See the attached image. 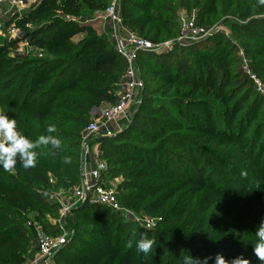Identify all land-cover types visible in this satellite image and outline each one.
I'll use <instances>...</instances> for the list:
<instances>
[{
	"label": "trees",
	"instance_id": "16d2710c",
	"mask_svg": "<svg viewBox=\"0 0 264 264\" xmlns=\"http://www.w3.org/2000/svg\"><path fill=\"white\" fill-rule=\"evenodd\" d=\"M58 1L40 0L27 13L16 16L14 22L10 21L8 25L13 24L14 28L20 31L18 38L10 44L0 42V109L9 118L17 120L19 130L30 140L35 141L40 135H49L46 128L55 125L57 131L51 135L58 137L62 142L59 150L52 149L50 145L36 149L39 156L35 168L24 169L18 161L14 172L10 173L0 166V264L24 262V255L32 242V235L23 225L24 215L33 212L37 221L43 224L46 214L50 216L55 214V204L47 201L50 195L48 193L78 185L80 144L84 130L96 108L104 103L111 104L116 101L118 92L116 86L122 81L128 69L107 35L97 36L92 28L84 25L83 20L81 23L76 21L85 12L105 10L102 1ZM225 1L227 2L225 12L229 14L234 6L233 0ZM192 9L199 10V14L201 13L199 19L203 22L211 16L216 17L218 0H121L124 28L153 45L173 38L176 35L174 28L177 12ZM252 10L251 6L247 7L242 19H251ZM257 22L260 21L250 20V24L254 26L258 25ZM83 33H87L89 37L80 41L74 40L77 35ZM20 42L26 43L29 50L27 55L23 58H11L10 47ZM197 46L193 44L187 53L182 50L187 55L182 60V65L193 78L191 91L185 94L186 98L190 99L202 94L204 86L207 87V91H212L229 85V74H224L220 69L221 64L218 63L223 62L222 58L218 62L206 58L204 61L192 59L191 53L199 50ZM220 53L225 55L226 50L221 49ZM137 55L148 58L153 54L147 52ZM170 71L169 64L164 69L153 71L155 72L153 77L157 79L153 85L155 88L153 95L159 93L166 95L172 92L177 82L169 75ZM149 89L151 87H145L144 84L142 103L148 96ZM169 104L171 107L156 105L148 109L147 117L145 119L140 117L142 121L138 125L136 136L130 135L129 132H132L130 128L113 139H103L111 140L112 144L109 147L106 145L100 147V154L106 160V165L115 168V172L123 174L125 178L119 188L130 193L124 199L141 204L147 200L150 202L145 212L148 216L160 220L158 227L150 231L143 229L138 231L139 234L146 233L149 238H153L157 248L161 247V242L167 245L173 242L171 235L173 229L169 228L174 222L183 221L184 212L177 213L174 222L167 220L166 202L177 191L167 199L162 198L163 187L155 185L154 180H161L164 176L172 180V174L177 170L185 171L182 165V152L186 155L184 162H193L190 166H195L198 160L195 155L197 153L195 144L189 139L190 136L179 133L182 131L187 134L193 133V123L181 111L177 101L173 100ZM242 111L243 107L237 105L232 110L223 111L226 132L233 131L235 128L232 125L237 122L238 125L235 126L237 129L245 126L244 119L239 118L235 122ZM205 118V124L208 126L213 124L210 113H207ZM153 122L159 124L161 130L150 124ZM263 151L264 147L261 149V152ZM65 156L72 158L70 165L62 164ZM257 166L263 165L258 161ZM197 172L201 175L200 170ZM202 176L201 180L204 181ZM203 181L201 188L207 186ZM213 182L211 181V184ZM37 188L45 192L38 191ZM93 208H100L96 215L102 212L101 209L112 217L116 214L105 207L88 205L78 207L73 214L83 218L81 224L86 223L90 226L93 224V217L83 212ZM210 208L200 211L202 217L206 216ZM222 220L217 223L220 230L226 228L222 225ZM46 226L43 227L49 236L59 232L55 225ZM94 230L99 239L91 243L93 247L83 245V251L78 252L67 244L57 253L58 255L56 254V258L59 259L65 253L69 254V257L60 259L59 264H150L145 260L143 252L140 253L139 259H135L134 249L121 254L118 239L115 240V245L111 244L113 229L107 223V219L102 223L97 222ZM232 237L233 234H230L226 240L221 241L222 246L228 248V251H215L210 254L206 247L201 248L194 242L190 243V248L202 260L211 257L208 260L210 264H215L217 254L223 255L229 264L237 257L248 259L250 264H264L255 256L254 247L236 246L230 242ZM242 237L241 229L239 238ZM216 244L210 241L206 246L214 248ZM160 256L161 253L158 252V259Z\"/></svg>",
	"mask_w": 264,
	"mask_h": 264
},
{
	"label": "rangeland",
	"instance_id": "374dc122",
	"mask_svg": "<svg viewBox=\"0 0 264 264\" xmlns=\"http://www.w3.org/2000/svg\"><path fill=\"white\" fill-rule=\"evenodd\" d=\"M39 1L26 0L27 5L20 10L11 9L7 5L0 7L1 43L15 42L20 31L16 30L13 24L8 25V23L14 22L16 16L27 13ZM100 1L106 8L107 1ZM233 4L231 13L226 14L227 2L218 0L216 17L211 16L204 19L203 22L199 19L201 13L199 14L198 9L179 10L174 28L176 35L160 43L161 45L170 43V45L158 53H152L153 55L148 58L143 55L135 56V62L132 65L134 77L142 81L143 88L144 84L145 87H151L148 96L142 103L143 90L135 92L134 101L129 104L125 115L112 122L111 126L100 134L89 148L88 162L90 164L95 160L106 162L101 155L99 158L95 157V153L100 151L102 145L109 147L112 144L111 140L103 139H113L117 135L124 134L130 128L132 131L129 132L130 135L136 136L138 125L142 121L140 117L145 119L148 109L156 105L171 107L169 102L171 103L173 100L178 102L181 111L193 123V133L187 134L185 131L179 133L189 135V139L194 142L197 152L195 155L198 159L196 165L190 166V163L192 165L193 162H184L186 155L182 152V165H184L185 171L177 170L172 174V180L168 176H164L161 180H154L155 185L163 187L162 198L167 199L169 195L177 191L166 202L167 220L174 222L176 214L181 212H184V216L182 222H174L173 226L169 228L173 229L171 232L173 242L170 245L161 242V247L157 248L154 245L147 255L144 254L145 260L150 264H183V257L189 254L193 258H199L190 248L192 242L199 244L201 248L206 247L207 251L212 254L215 251H228V248L222 246L221 241L226 240L230 234H233L230 242L236 246L254 247V243L258 239L255 232L261 221L264 220V151L261 152L264 147V5H260L258 0H233ZM249 6L253 9L251 19L260 21L257 22L258 25L250 24L251 19H242V14ZM69 18L68 16L67 19ZM82 20L84 25L92 28L97 36L107 35L110 42L115 45L110 23L104 16V9L100 12H85L76 21L81 23ZM191 22L196 28L202 29L205 35L193 42L179 41L183 24ZM87 37L89 35L83 33L77 35L74 40L80 41ZM193 44H197L199 50L191 53L192 59L204 61L206 58L213 62H218L220 58L223 59V62L218 63L221 64L220 69L223 73L229 74V85L212 91H207V87L204 86L202 94H197L196 97L190 99L186 98L185 94L190 93L193 78L182 65V60L187 57L185 53L189 52ZM221 49L226 50L225 55L220 53ZM182 50L186 52L183 53ZM10 51L11 58H23L29 50L25 42H20L17 45H12ZM170 56H172L171 59ZM167 64L171 70L169 75L177 83L169 94L153 95L155 89L153 85L157 82V79L153 77L155 73L153 71L164 69ZM127 80L125 74L122 81L116 86L118 90L116 101L111 104H102L93 111V116H97L100 109L115 104L120 99L123 85ZM236 105L242 106L243 111L235 122L239 118L244 119L245 126L237 129L235 127L238 125L237 122L232 125L235 128L233 131L226 132L223 111L232 110ZM207 113H210L213 120V124L210 126L204 121ZM254 116L255 119H253ZM150 124L161 130L159 124L154 122ZM257 145L259 146L257 147ZM167 149L170 150L171 147H167ZM176 153L180 152L176 151ZM258 161L263 166L258 167ZM107 167L110 172L107 182L116 190L120 211L114 217L103 209L100 214L96 215L100 208L83 212L89 217H93V224L90 226L86 223L81 224L83 218L74 215L73 212L59 225H64L63 227L66 226L70 230L74 229L72 234L68 235V244L73 247V250L82 252L83 245L93 247L91 243L99 239L94 230L96 223H102L107 219V223L113 229L111 244L115 245V240L118 239V249L121 254L134 249L135 259H139L142 252H139L136 247V242L141 236L138 229L145 231L157 229L160 220L146 214L147 205H150L148 200L144 204L137 201H126L124 197L130 192L119 188L125 181L123 174L116 173V169L110 165ZM198 170L201 171L204 181L201 180ZM242 172L246 175L242 176ZM202 181L207 185L205 188H201ZM211 181L214 182L211 184ZM73 188L53 193L46 192L53 195V198L48 197L47 201L55 204V214L51 216L46 214L43 224L37 221L36 214L33 212L24 215L23 225L32 235V242L29 244L22 264H44L37 260L35 228H41L46 233L43 226H51L59 221L57 203L59 201L70 202ZM37 190L45 192L41 188H37ZM208 207L211 208L207 210L206 216L202 217L200 211ZM220 219H223L222 225L226 227L224 230H220V226L217 225ZM57 228L59 232L55 234L59 235L61 229L59 226ZM241 229L243 237L240 239ZM133 232H135V236H133ZM129 240L133 241L131 248L126 246ZM210 241L217 243L214 248L206 246ZM158 252L161 253L160 259H158ZM57 255L50 259L49 264H59L60 259L69 257V254L65 253L58 259Z\"/></svg>",
	"mask_w": 264,
	"mask_h": 264
},
{
	"label": "built area",
	"instance_id": "2783aa9c",
	"mask_svg": "<svg viewBox=\"0 0 264 264\" xmlns=\"http://www.w3.org/2000/svg\"><path fill=\"white\" fill-rule=\"evenodd\" d=\"M107 6L104 10V16L109 21L115 48L117 54L126 62L128 69L126 72L127 82L123 85V91L120 99L112 105L100 109L99 114L93 116L86 126L80 144L81 161H80V180L77 186L73 188L72 199L68 203L59 201V221L54 225L61 229L58 236L47 235L41 228H35V238L37 241V260L44 264H49L50 259L55 256L64 246L68 244V235L72 231L64 225H59L65 221L68 215H71L75 209L82 205L101 206L117 213L120 211L116 190L108 185V168L105 162L95 160L92 164L88 162L90 158L89 148L100 134L105 132L111 123L120 119L131 102L134 101L135 92L143 90V83L135 79L132 65L135 62V56L138 53H158L161 49L166 48L170 43L163 45H153L151 42L139 37L138 35L127 31L123 26L121 16V0H106ZM3 5L10 6L11 9H23L26 0H0V7ZM202 29L196 28L191 23H184L182 34L179 41L193 42L204 36ZM100 151L95 153V157H100ZM53 198V195H49Z\"/></svg>",
	"mask_w": 264,
	"mask_h": 264
},
{
	"label": "clouds",
	"instance_id": "9594fccd",
	"mask_svg": "<svg viewBox=\"0 0 264 264\" xmlns=\"http://www.w3.org/2000/svg\"><path fill=\"white\" fill-rule=\"evenodd\" d=\"M260 5H264V0H258ZM49 135H40L35 141L30 140L18 128L17 120L9 118V116L0 109V166L6 172H14L17 162L19 161L21 167L24 169L35 168L39 153L36 149L41 146H51L52 149L59 150L61 148V140L51 135L57 131L55 125H49L46 128ZM55 154V153H52ZM72 158L65 156L62 164H71ZM241 175H246L242 172ZM135 236V232H133ZM258 238L254 243V254L262 262H264V220L255 232ZM156 241L144 233L141 234L140 239L136 242V247L139 252L147 255ZM128 248L133 246V241L129 240L126 245ZM211 257H205L203 260L193 258L190 254L183 257V264H208ZM215 264H229V262L221 254L215 257ZM231 264H250L248 259L237 257L231 261Z\"/></svg>",
	"mask_w": 264,
	"mask_h": 264
},
{
	"label": "crops",
	"instance_id": "0c3cea01",
	"mask_svg": "<svg viewBox=\"0 0 264 264\" xmlns=\"http://www.w3.org/2000/svg\"><path fill=\"white\" fill-rule=\"evenodd\" d=\"M30 2H35V1H37V0H29Z\"/></svg>",
	"mask_w": 264,
	"mask_h": 264
}]
</instances>
